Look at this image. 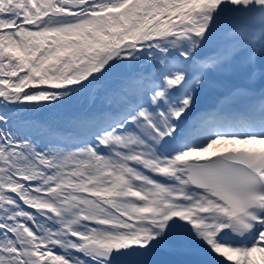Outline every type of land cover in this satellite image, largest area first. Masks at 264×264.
<instances>
[{"label": "snow or ice", "instance_id": "obj_1", "mask_svg": "<svg viewBox=\"0 0 264 264\" xmlns=\"http://www.w3.org/2000/svg\"><path fill=\"white\" fill-rule=\"evenodd\" d=\"M0 264H264V0H0Z\"/></svg>", "mask_w": 264, "mask_h": 264}]
</instances>
